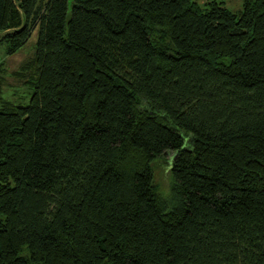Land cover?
<instances>
[{"label":"trees","instance_id":"1","mask_svg":"<svg viewBox=\"0 0 264 264\" xmlns=\"http://www.w3.org/2000/svg\"><path fill=\"white\" fill-rule=\"evenodd\" d=\"M35 29L29 103L0 97V264H264V0H0L7 55Z\"/></svg>","mask_w":264,"mask_h":264},{"label":"rangeland","instance_id":"2","mask_svg":"<svg viewBox=\"0 0 264 264\" xmlns=\"http://www.w3.org/2000/svg\"><path fill=\"white\" fill-rule=\"evenodd\" d=\"M203 3L210 0H193ZM221 1L231 11L241 8V0ZM37 29L29 40L15 53L7 55L5 44L0 43V97L15 104L26 105L34 89L36 70L34 64H29L35 57ZM172 152H165L152 161L154 183L160 194H167L171 184L170 163Z\"/></svg>","mask_w":264,"mask_h":264}]
</instances>
